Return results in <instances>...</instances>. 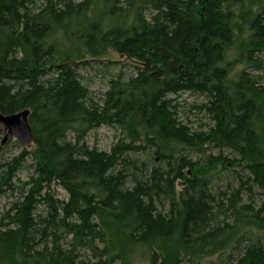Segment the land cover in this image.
Segmentation results:
<instances>
[{"label": "trees", "instance_id": "1", "mask_svg": "<svg viewBox=\"0 0 264 264\" xmlns=\"http://www.w3.org/2000/svg\"><path fill=\"white\" fill-rule=\"evenodd\" d=\"M109 52L133 72L96 94L80 70ZM24 109L0 264H264V0H0V111ZM102 126L110 151L86 141Z\"/></svg>", "mask_w": 264, "mask_h": 264}, {"label": "rangeland", "instance_id": "2", "mask_svg": "<svg viewBox=\"0 0 264 264\" xmlns=\"http://www.w3.org/2000/svg\"><path fill=\"white\" fill-rule=\"evenodd\" d=\"M88 59L91 61L92 66L82 67L80 73L84 76V83L88 85V87L96 94H100L107 89L109 79L112 76L116 75L117 72L124 71L126 74H131L133 72L132 66L125 64L123 58L115 52H109L103 57L95 58V60L92 57H89ZM179 99L183 101V104L185 102L191 104L194 102L199 103L203 100V97L190 93H184L180 96ZM188 115L191 118V121L195 123L206 121L204 119V115L202 114L188 113ZM3 136L4 133L0 131V140H2ZM70 137L73 138V135H70ZM119 137V129L102 126L90 131L86 137V141L90 146H96L101 150L110 151L112 146L118 141ZM23 149L24 148L16 140H11L5 144L4 149L2 150V152H0V178L3 170L1 163H3L4 161H9L13 157L18 156L23 151ZM149 151L150 150L147 149L143 152L133 153L132 155L139 159H147V153ZM30 163L31 160L28 158L26 167L20 170L17 176H19L23 180L28 179L32 174V168L29 165ZM238 172L243 174L241 172V169L239 168H235L234 171H232L231 169H224L219 171L218 174L214 176L215 186L222 191H228L227 189L229 187L237 185L235 173ZM55 194L59 198L66 200L68 199L67 193L58 186L55 187ZM12 199H14V197L8 194L0 199V213L3 211V209H5L6 205ZM229 254L230 251L222 253V255H216L215 257H213V260L221 262L222 260L227 259ZM135 264H149V262L147 261V258L145 259L143 256H141L140 253H137Z\"/></svg>", "mask_w": 264, "mask_h": 264}, {"label": "water", "instance_id": "3", "mask_svg": "<svg viewBox=\"0 0 264 264\" xmlns=\"http://www.w3.org/2000/svg\"><path fill=\"white\" fill-rule=\"evenodd\" d=\"M30 113L29 109L7 115L0 111V131L4 133L1 141L3 145L16 140L24 148L32 146L34 132L29 121Z\"/></svg>", "mask_w": 264, "mask_h": 264}]
</instances>
